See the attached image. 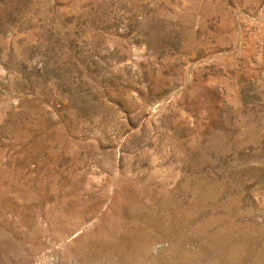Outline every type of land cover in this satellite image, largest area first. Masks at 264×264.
I'll return each instance as SVG.
<instances>
[{
	"label": "rangeland",
	"instance_id": "1",
	"mask_svg": "<svg viewBox=\"0 0 264 264\" xmlns=\"http://www.w3.org/2000/svg\"><path fill=\"white\" fill-rule=\"evenodd\" d=\"M0 264H264V0H0Z\"/></svg>",
	"mask_w": 264,
	"mask_h": 264
},
{
	"label": "bare ground",
	"instance_id": "2",
	"mask_svg": "<svg viewBox=\"0 0 264 264\" xmlns=\"http://www.w3.org/2000/svg\"><path fill=\"white\" fill-rule=\"evenodd\" d=\"M30 242V241H29ZM141 245V244H140ZM163 246V245H162ZM166 249V248H165ZM196 253V252H195ZM200 263V262H199Z\"/></svg>",
	"mask_w": 264,
	"mask_h": 264
}]
</instances>
